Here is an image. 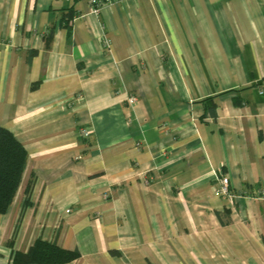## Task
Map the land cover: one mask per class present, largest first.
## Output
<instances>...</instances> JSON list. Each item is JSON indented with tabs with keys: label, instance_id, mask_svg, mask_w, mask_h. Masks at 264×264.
<instances>
[{
	"label": "crops",
	"instance_id": "1",
	"mask_svg": "<svg viewBox=\"0 0 264 264\" xmlns=\"http://www.w3.org/2000/svg\"><path fill=\"white\" fill-rule=\"evenodd\" d=\"M0 125L27 151L0 264L39 237L66 264H264V0H0Z\"/></svg>",
	"mask_w": 264,
	"mask_h": 264
},
{
	"label": "trees",
	"instance_id": "2",
	"mask_svg": "<svg viewBox=\"0 0 264 264\" xmlns=\"http://www.w3.org/2000/svg\"><path fill=\"white\" fill-rule=\"evenodd\" d=\"M66 16L74 13L73 6L64 8ZM64 16V18L66 17ZM63 20V18H62ZM67 23L68 17L65 18ZM48 33L46 38H50ZM234 103H238L234 99ZM27 160V151L8 128L0 125V214L6 213L20 184ZM26 192L28 189L26 188ZM12 246V242L9 241ZM78 257V251L60 247L55 241L37 238L27 251L11 249L8 264H66Z\"/></svg>",
	"mask_w": 264,
	"mask_h": 264
},
{
	"label": "built area",
	"instance_id": "3",
	"mask_svg": "<svg viewBox=\"0 0 264 264\" xmlns=\"http://www.w3.org/2000/svg\"><path fill=\"white\" fill-rule=\"evenodd\" d=\"M110 0H88V2L91 5V9L94 11H97L100 7H102L104 5V3L108 2ZM128 103L134 104L136 101V97L135 96H129L127 98ZM166 127L165 123H162L160 125L161 129H164ZM90 131L88 130L87 127L84 126H80V128L78 129V134L83 137L86 138L89 136ZM147 181V180H145ZM218 188L216 189V193L219 196H222L224 198H227L228 200L232 201L234 200V198H236V194H233L230 191V188L228 186V178L226 176H222L219 178L218 180ZM258 195H264V189H259L257 192Z\"/></svg>",
	"mask_w": 264,
	"mask_h": 264
}]
</instances>
